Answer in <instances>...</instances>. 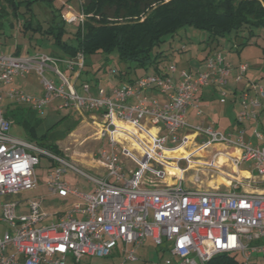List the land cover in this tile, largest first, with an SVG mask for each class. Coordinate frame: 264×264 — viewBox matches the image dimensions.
Instances as JSON below:
<instances>
[{
    "label": "built area",
    "instance_id": "1",
    "mask_svg": "<svg viewBox=\"0 0 264 264\" xmlns=\"http://www.w3.org/2000/svg\"><path fill=\"white\" fill-rule=\"evenodd\" d=\"M68 12L72 18L66 22H82L81 12L77 16ZM84 63L80 51L68 59L41 53H0V196L34 189L35 168L44 157L51 162L46 172L48 193L76 200L64 213H56L54 221L40 210L39 203H30L28 212L20 216L15 203L2 205L0 223H6L10 231L0 237V264H82L86 258L105 260L101 264L132 263L146 239L158 247L159 254H168L152 264H207L218 255L237 256L240 264H256L255 257L264 259V193L240 191L254 182L237 175L240 166L248 164L247 170L264 184V129L258 126L259 118L264 122V86L249 83L230 96L240 107L236 124L248 119L256 122L248 140L243 131L224 134L185 121L186 110L194 105L201 88H220L223 103L231 71L236 70L234 81L241 82L248 65L233 68L221 54H214L205 60L204 71L196 74L170 65L160 73L106 90L89 83L77 87ZM31 74L40 79L43 101H34L13 86L15 79ZM109 75L116 77L117 70L110 69ZM92 90L96 92L92 94ZM151 91L159 92L162 100L149 97ZM51 99L61 101L58 111L72 107L99 116L101 122L94 123L96 135L107 141L108 149L96 150L93 160L102 174L90 175L63 154L12 137L6 103H33L32 108L39 111ZM186 130L194 132L199 150L222 145L238 152L235 156L216 151L209 157L212 172L230 179V191L183 187L182 175L192 168L195 157L169 155L187 145ZM219 155L232 165V173L215 164ZM180 160L185 168L173 164L177 174L169 181L167 166ZM68 172L86 179L92 186L90 192L71 187L63 179Z\"/></svg>",
    "mask_w": 264,
    "mask_h": 264
},
{
    "label": "rangeland",
    "instance_id": "2",
    "mask_svg": "<svg viewBox=\"0 0 264 264\" xmlns=\"http://www.w3.org/2000/svg\"><path fill=\"white\" fill-rule=\"evenodd\" d=\"M79 1L81 5L83 0ZM66 4L65 0H55L53 2V8L57 14L55 21H59L61 18L64 22L65 20L72 18L71 15L66 14V11H71L75 16L80 14L81 11L79 10V4L76 0H70L66 2ZM0 9L4 12V15L0 16V24L3 29L2 35H0V53L14 55V53L18 52L21 56L38 53L48 55L51 53H62L58 46L53 45V39L44 38L39 33L33 32L32 29H24V18L29 14L25 5L17 4L15 8H13V6L8 4V1L0 0ZM44 10V7L40 8L36 5L32 7V12L36 15L35 20L40 22L42 26L46 27V24H52L54 17L51 13L48 14V11ZM62 15L64 19L61 17ZM74 23L78 24L77 21ZM64 29L67 33L72 34L74 32V27L66 21ZM180 34L181 38H179L180 36L175 37L169 45L171 47L169 50L172 51V53H169L168 59L170 63L177 67V69H187L191 63H194L197 49L203 46L198 45L197 43L205 39L206 33H204V31L187 28L185 31L181 30ZM63 41L69 42V37L64 35ZM183 44L186 45L187 51L178 53L176 50L181 48ZM166 47L168 46L166 45ZM218 53L221 54L232 67H236L240 63L248 65V71L241 84H244V82H246L245 85L249 83H258L261 86H264V27L254 28L252 35L248 37L244 34L234 40H221L218 47L214 49L210 55ZM198 54L200 55H197V58L201 57V52ZM102 58L103 56L100 55H93L86 58L87 63L91 66L88 68V73L81 76L77 85L86 82L93 88L94 85L99 82V87L102 89L114 85L118 87L123 85V82H116L115 78L109 75L110 69L117 68V64L114 61H109L105 66H102ZM188 60L190 62H188ZM138 73L141 74V72ZM145 73L147 75H152L154 74V71L148 70ZM46 75L49 76L48 74ZM55 80L56 79L54 78L53 81ZM54 85L57 86L56 83H54ZM15 87L22 90L26 96L34 101L44 100L43 86L40 83L39 77L35 74L27 76L26 79L17 80ZM78 93L82 95L80 90H78ZM147 95L153 98L160 97V94L157 91H152L151 94L150 92H147ZM133 102V100H128V103ZM5 103L6 102H4V104ZM59 104H61L60 100L51 99L46 102L39 111H36V117L41 121L40 134L45 133L48 130L47 135L44 136L45 138L41 139L40 142L45 145L48 144V142H54L59 151L62 152L63 156L68 160H74L75 164H77V166L83 171L90 175L98 176L102 174L104 171L101 169V166L98 162L93 160V154L96 150L101 148L108 149L107 141L105 139L100 140L96 135L97 130L94 123L96 122L98 124L101 122L100 119H98L99 116L86 110H78L72 107L64 108V110L57 114L56 111ZM228 104L229 103H227V105ZM33 105V103L22 104L23 107H32ZM262 105L264 106V100L262 101ZM231 116L233 115L231 114ZM73 123L77 124L76 127L70 132H64ZM251 134L252 132H248L246 136H251ZM11 135L20 140L27 139L25 128L20 124H12ZM218 147L222 148L221 145H214L202 154L200 158L202 164L195 161L191 162L190 165L192 168H189L184 174L183 187H190L197 190L216 176L215 172H212L213 169L210 167L209 163H211V161L209 155H211L214 149ZM180 152L183 153L184 157L190 155V153L186 154L183 149H181L178 151V157L181 154ZM192 154L195 155L198 153L194 151ZM82 163L93 164V168H86L84 165H81ZM195 164L199 165L194 168L193 166ZM50 166L51 162L49 159L40 157L39 165L35 168L37 180L36 187L29 190V192L19 191L15 194L0 196V214L2 211V205L6 203H15L16 214L17 216H20L21 214L28 212L30 203L32 202L40 204V210L50 216V221L56 219V213H64V210L76 200L72 197L60 199L51 196L48 193L46 172L50 169ZM184 166V163L180 164V167L183 168ZM240 169H248V164H243L240 166ZM252 174L257 177L255 172H252ZM64 177L69 182L70 186L77 188L80 193H88L92 188L86 179L80 175H73L68 172L63 178ZM196 177H198V182L194 181ZM257 178L260 179L259 177ZM258 188H262V186ZM6 231H10L9 226L6 223H0V237H2L3 233ZM136 258V262L126 264H152L159 259L168 258V254H159L158 247L152 243L150 239H146L144 244L137 250ZM255 260L257 261L256 264H264V259L255 257ZM103 261L105 260H100L99 258H86L81 260V263L101 264ZM252 264H254V262Z\"/></svg>",
    "mask_w": 264,
    "mask_h": 264
},
{
    "label": "trees",
    "instance_id": "3",
    "mask_svg": "<svg viewBox=\"0 0 264 264\" xmlns=\"http://www.w3.org/2000/svg\"><path fill=\"white\" fill-rule=\"evenodd\" d=\"M6 1L13 8L17 4L25 5L29 12L24 18L25 30L32 29L44 38L54 40L53 45L58 46L62 53L50 55L68 59L76 52L83 53L85 63L79 80L91 66L86 58L93 55L103 56L102 66L109 61L117 64L116 82L133 83L146 76L148 70L160 73L162 69L174 65L168 59L169 53H172L169 45L175 37L181 38L180 31L187 28L206 33L205 39L197 43L203 45L195 55L197 58L201 52V57L194 58L197 66L189 65L185 69L196 74L204 71L205 60L221 40H234L244 34L248 37L254 28L264 27V0H83L80 11L84 20L78 24L70 23L74 27L72 34L65 31V21L61 18L55 21V0ZM34 5L51 13L54 17L52 24L45 27L35 20L36 15L32 12ZM2 15L4 12L0 9ZM2 31L0 24V35ZM64 35L69 37V42L63 41ZM176 51L186 52L187 47L183 44ZM5 111L13 125L20 124L25 128L27 140L62 155L54 142L46 145L40 142L48 130L40 134L41 121L36 117L35 109L6 103ZM59 112L56 111L57 114ZM76 125L73 123L64 132H70ZM207 264L240 263L237 256L218 255Z\"/></svg>",
    "mask_w": 264,
    "mask_h": 264
},
{
    "label": "crops",
    "instance_id": "4",
    "mask_svg": "<svg viewBox=\"0 0 264 264\" xmlns=\"http://www.w3.org/2000/svg\"><path fill=\"white\" fill-rule=\"evenodd\" d=\"M68 1H70V0H65V4ZM76 1L79 4V10H80V1L79 0H76ZM68 9H69V7H68ZM44 11H46V8ZM68 15H70V12H68ZM14 55H20V54H18V52H17V53H14ZM190 65L195 67V66H197V63H191ZM178 70H181V69H178ZM235 73H236V70L231 71L227 85L223 89L228 95L225 98V101H223V103L220 102V100L223 98L222 91L220 90V88L218 89L215 86L207 85V86H205L199 90V92L196 95V101L193 102L194 105L188 107L186 110L185 121L190 126H202V127H209L210 126L215 131H218V132H221L224 134L232 132V133H234V135L243 131L245 140H248L251 137L250 135L247 137L246 134L248 132H252V130L254 129V126L256 125V122L254 121V119H250V120L248 119V121H245V123L242 125H237L235 122L236 115H237V112L239 111L240 107H239L238 103L236 101H233V99L230 96L234 95V94H238L241 90H243L244 88H246L249 85V84L245 85L246 82H244V84H241V82L243 80L241 82L236 83L234 81V76L236 75ZM66 74L70 75L69 72H66ZM17 80H19V79H15L13 82L14 87H15ZM97 86H100L99 82H97ZM109 88L110 87H107L106 90H108ZM95 92H96V90H92V94H94ZM151 93H152V91L150 92V94ZM155 99L162 100V96L160 95V97L155 98ZM227 103H229V104L227 105ZM62 110H64V109H62ZM62 110H60V111H62ZM198 112H200V113H198ZM231 114L233 116H231ZM258 126L264 129V122H263L262 118H259ZM150 132L155 133V129H151ZM183 135L188 137L187 145L183 148L184 153L192 154L194 151L197 152L198 154H195V155L193 154L195 157L193 162L195 161V162H198L199 164H202V160L200 159L202 154L207 149L213 147L214 145H211L209 148L199 150L198 149L199 146L197 145L198 143L196 142V139H195V134L192 130L184 131ZM215 146H218V145H215ZM216 151H219V152L225 151L227 153H232V155H235V156L238 153L237 151L225 148L224 146H222V148H219V147L215 148L213 152H216ZM169 156H172L173 158L184 157L183 153H181L178 157V151L174 152V154L169 155ZM209 156L211 157V155H209ZM197 158H199V159H197ZM71 161H73L75 163L74 160H71ZM218 161H220V162H218ZM182 163H184V165H185V162L181 161V160L177 163L176 162L172 163L171 165L178 164V167L182 168V167H180V164H182ZM199 164H195L193 167L195 168V166H198ZM215 164H219L221 166H224V170L226 172H228L229 174L232 173L234 170L232 165L229 163V161L226 159V157L224 155L217 156L215 159ZM81 165H84L86 168H90V169L93 168V164H90V163H82ZM183 168H185V166ZM238 171L239 172L237 173V175L239 177L252 178L253 182H254V184L251 185V187L242 188V189H240V191H245L248 193H255V194L264 193V184H262L261 180L258 179L257 177H255L251 173V171L249 172L247 169H239ZM169 174H170V176L167 179L169 181H172L173 180L172 176L176 175L177 172L176 173L170 172ZM184 174L182 175L183 178H184ZM215 174H216V176H214L209 182H207L204 186L199 187L198 189L205 190V189L210 188V189H220L222 191H230L231 190L230 179H228L226 176H224L220 173L215 172ZM63 179L66 180L65 177ZM261 186H262V188H258ZM184 188L187 190H195V189H192L190 187H184Z\"/></svg>",
    "mask_w": 264,
    "mask_h": 264
},
{
    "label": "bare ground",
    "instance_id": "5",
    "mask_svg": "<svg viewBox=\"0 0 264 264\" xmlns=\"http://www.w3.org/2000/svg\"><path fill=\"white\" fill-rule=\"evenodd\" d=\"M181 149H182V148H181ZM181 149H179V150H181ZM179 150H177V151H179ZM177 151H175V152H177ZM167 168H168V170H169L171 173H176V172H175V168H174L173 165H168Z\"/></svg>",
    "mask_w": 264,
    "mask_h": 264
}]
</instances>
